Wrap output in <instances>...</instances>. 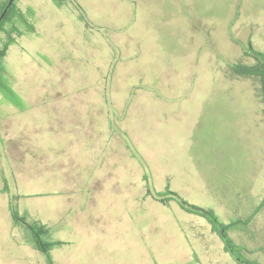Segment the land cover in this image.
<instances>
[{"label": "rangeland", "instance_id": "rangeland-1", "mask_svg": "<svg viewBox=\"0 0 264 264\" xmlns=\"http://www.w3.org/2000/svg\"><path fill=\"white\" fill-rule=\"evenodd\" d=\"M15 2L34 28L1 61L0 264H49L11 205L49 226L53 264H82L80 246L98 264H240L166 191L264 264V88L235 71L264 52V0Z\"/></svg>", "mask_w": 264, "mask_h": 264}, {"label": "trees", "instance_id": "trees-1", "mask_svg": "<svg viewBox=\"0 0 264 264\" xmlns=\"http://www.w3.org/2000/svg\"><path fill=\"white\" fill-rule=\"evenodd\" d=\"M10 0L3 3L1 6L2 10L0 12V15L3 13L4 9L7 7ZM57 3L62 4V0H55ZM23 12H18L16 9V2L11 4L9 6L7 12L5 13L4 17L0 21V31H4L3 27L5 24L10 23L9 30L6 32L9 39L4 44V48H0V89L1 91L4 90V83L2 81L3 76V70L1 66V61L6 55L8 46L14 41V34H21L22 30L21 27H26L28 30H33L32 23L25 17ZM256 60L255 66H248L244 65L242 66V70L237 71L236 69L238 67H235V71L238 74L245 75V76H252L256 77L257 80L261 82L264 88V52L260 51H254V56ZM259 59L262 62V65L258 64ZM264 96V95H263ZM159 196H166L167 200H176L180 206L185 209L188 212L198 214L200 216L206 217L212 224V228L215 232H217L222 240L225 243L226 249L233 255V257L237 260L238 257L242 258V256L238 253V251L235 249V245L233 242L228 238L226 234V228L223 226V224L217 219L215 214L211 210H206L197 206H193L191 204H188L181 200L179 196L171 191H166L165 193L159 194ZM11 211L14 218V221L16 223H23L27 225L28 229L30 230V234L28 237V242L33 245L34 248L44 253L47 258L49 264H53V260L51 257V250L52 248L57 244V242L53 241L50 238V228L46 224H42L41 222H33L28 223L26 218L21 217L18 215L15 208L11 205ZM233 250V252L231 251Z\"/></svg>", "mask_w": 264, "mask_h": 264}, {"label": "crops", "instance_id": "crops-1", "mask_svg": "<svg viewBox=\"0 0 264 264\" xmlns=\"http://www.w3.org/2000/svg\"><path fill=\"white\" fill-rule=\"evenodd\" d=\"M94 203L97 210L96 213L94 212L95 213L94 217L98 221V227H99L100 211L98 207L99 199L97 196L94 198ZM101 251L103 250L97 246H87V247L80 246V247H75L73 249V253L75 254L76 258L79 257L81 260L84 261L82 262V264H98V261H101V258L99 256L100 254H102Z\"/></svg>", "mask_w": 264, "mask_h": 264}, {"label": "water", "instance_id": "water-1", "mask_svg": "<svg viewBox=\"0 0 264 264\" xmlns=\"http://www.w3.org/2000/svg\"><path fill=\"white\" fill-rule=\"evenodd\" d=\"M13 2H14V0H10V1H9L7 7L4 9L3 13L0 15V21L2 20V18H3L4 15H5V13L7 12L9 6H11V4H12ZM231 251L233 252V250H231ZM237 260L240 261V262H243V263H245V264H252V263H250V262H248V261H246V260H243V259L240 258V257H238Z\"/></svg>", "mask_w": 264, "mask_h": 264}, {"label": "flooded vegetation", "instance_id": "flooded-vegetation-1", "mask_svg": "<svg viewBox=\"0 0 264 264\" xmlns=\"http://www.w3.org/2000/svg\"><path fill=\"white\" fill-rule=\"evenodd\" d=\"M244 260V259H243ZM238 261V260H237ZM240 264H245V263H243V262H240V261H238ZM249 262V261H248ZM253 264V263H252Z\"/></svg>", "mask_w": 264, "mask_h": 264}]
</instances>
